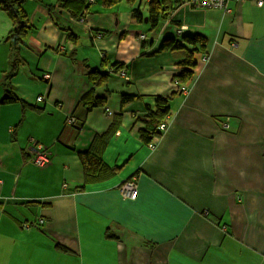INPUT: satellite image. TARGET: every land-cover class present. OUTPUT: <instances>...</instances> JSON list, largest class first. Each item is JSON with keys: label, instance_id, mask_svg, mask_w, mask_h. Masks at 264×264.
I'll return each mask as SVG.
<instances>
[{"label": "crops", "instance_id": "0c3cea01", "mask_svg": "<svg viewBox=\"0 0 264 264\" xmlns=\"http://www.w3.org/2000/svg\"><path fill=\"white\" fill-rule=\"evenodd\" d=\"M21 5L17 51L0 7V100L23 102H0V264H264V5L183 0L152 29L143 0ZM183 34L206 43L175 83L183 51H154ZM156 96L167 127L149 148L140 132ZM99 136L107 172L84 181L77 151ZM30 139L49 164L33 165ZM129 178L132 199L119 192Z\"/></svg>", "mask_w": 264, "mask_h": 264}, {"label": "trees", "instance_id": "16d2710c", "mask_svg": "<svg viewBox=\"0 0 264 264\" xmlns=\"http://www.w3.org/2000/svg\"><path fill=\"white\" fill-rule=\"evenodd\" d=\"M119 1L120 0H101V3L104 6H111ZM127 1L132 5L134 0ZM182 1L183 0H143L147 11L145 17L147 19L148 28L152 29L159 21L167 19L170 12ZM0 7L6 12L12 22V28L5 40L10 42L13 51H17L25 32L29 28L27 16L21 5V0H1ZM131 13L137 21H140L143 18L138 8H133ZM205 43V38L199 34H183L178 37L163 38L154 52L173 50L183 51V58L179 61L180 69L174 77L177 82L184 83L191 77L192 69L196 65L194 55L204 49ZM88 75L93 81H98L104 76V74L98 75L95 70H89ZM133 98L134 95L132 94L121 93V104H124ZM0 102L23 103L19 98L8 92L2 97ZM167 102L168 97L156 96L155 108L153 110L148 109V113L146 114L149 119L146 124L147 127L140 132V136L144 142L148 143L153 135L158 134L157 125L160 121L164 120L165 116L168 114ZM105 143V137L99 136L94 138L91 142V150L77 151V157L82 165L84 181L94 180L107 172V167L103 164L100 158L99 150ZM60 248L65 250L64 247Z\"/></svg>", "mask_w": 264, "mask_h": 264}, {"label": "built area", "instance_id": "2783aa9c", "mask_svg": "<svg viewBox=\"0 0 264 264\" xmlns=\"http://www.w3.org/2000/svg\"><path fill=\"white\" fill-rule=\"evenodd\" d=\"M188 4L191 6L195 7H204V8H219L224 10L225 12H229L228 4L229 2H234V3H239L244 0H186ZM256 5L262 6L264 5V0H253ZM143 35H140V38H142ZM200 60L202 62H206L208 60V55L206 53H203L200 57ZM121 75H124V72L122 70L119 71ZM42 77L45 79L49 78L48 73L42 74ZM177 83V81H175ZM178 90L181 92H186L187 91V85L186 84H178L177 85ZM42 96H37L36 100L40 101L42 100ZM108 115L111 114L109 110H105ZM65 122L69 125H74L76 120L75 117L72 115H68L65 118ZM167 127V121L166 118L162 121H160L157 125V131L158 134H155L151 137L150 141L147 143L149 148H154V143L161 135ZM30 161L33 163L38 168H42L46 166L47 164L50 163V153L47 150L46 147L41 145L40 143H37L34 139H30ZM119 192L120 194L125 197V198H135L137 194V189H136V183L133 178L126 179L121 182L119 185ZM34 224V222H31Z\"/></svg>", "mask_w": 264, "mask_h": 264}, {"label": "rangeland", "instance_id": "374dc122", "mask_svg": "<svg viewBox=\"0 0 264 264\" xmlns=\"http://www.w3.org/2000/svg\"><path fill=\"white\" fill-rule=\"evenodd\" d=\"M121 4H126V1H122V3ZM140 35H142V34H140ZM140 35L138 36L139 38H140ZM144 37V36H143ZM142 37V38H143ZM142 38H140V39H142ZM123 71V70H122ZM124 72V71H123ZM123 76V75H122Z\"/></svg>", "mask_w": 264, "mask_h": 264}, {"label": "water", "instance_id": "95a60500", "mask_svg": "<svg viewBox=\"0 0 264 264\" xmlns=\"http://www.w3.org/2000/svg\"><path fill=\"white\" fill-rule=\"evenodd\" d=\"M144 21H146V18H144Z\"/></svg>", "mask_w": 264, "mask_h": 264}]
</instances>
